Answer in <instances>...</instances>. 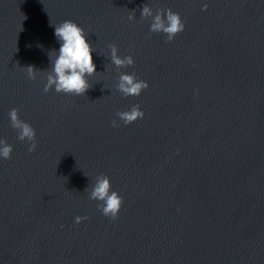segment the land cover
Returning a JSON list of instances; mask_svg holds the SVG:
<instances>
[{
	"label": "water",
	"instance_id": "water-1",
	"mask_svg": "<svg viewBox=\"0 0 264 264\" xmlns=\"http://www.w3.org/2000/svg\"><path fill=\"white\" fill-rule=\"evenodd\" d=\"M144 5L184 31H150ZM65 20L92 46L81 96L44 91ZM122 73L149 87L123 96ZM0 140V264H264V0H0ZM101 175L123 197L116 219L90 199Z\"/></svg>",
	"mask_w": 264,
	"mask_h": 264
},
{
	"label": "clouds",
	"instance_id": "clouds-1",
	"mask_svg": "<svg viewBox=\"0 0 264 264\" xmlns=\"http://www.w3.org/2000/svg\"><path fill=\"white\" fill-rule=\"evenodd\" d=\"M203 10H207V4ZM141 16L145 19L151 18L150 31L155 33H163L167 36V40L172 41L178 34L184 31L185 24L178 13H174L171 9H161L157 13H153L152 8L144 5ZM135 19V15L129 16V20ZM55 27V36L60 41L58 53L55 52L52 73L47 77V83L44 91L48 92L53 87L57 93L81 96L85 95L90 85L87 77L96 74V65L92 57V46L87 42L84 29L71 20H65ZM31 47V45H28ZM111 49V62L119 69L134 64L132 56L121 58L118 54V48L115 45H109ZM49 58L52 57L49 54ZM29 78H35L36 69L33 66H27ZM149 87L148 83L138 80L136 75L122 73L119 76L118 90L123 96H139L143 90ZM125 125H130L142 119L144 112L140 105H134L128 111H122L117 114ZM11 126L19 133L18 139L30 142L29 152L36 148V132L34 128L27 122L20 119L18 109H12L9 113ZM114 127H118L116 121L112 122ZM13 148L6 141L0 140V157L3 159H11ZM90 199L97 200L100 203V209L103 215L116 219L123 206V197L118 192L112 190L110 178L101 175L95 182L91 192ZM87 217H76L79 224Z\"/></svg>",
	"mask_w": 264,
	"mask_h": 264
}]
</instances>
